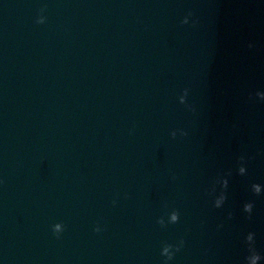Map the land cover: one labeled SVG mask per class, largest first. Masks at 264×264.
<instances>
[{
	"label": "water",
	"instance_id": "1",
	"mask_svg": "<svg viewBox=\"0 0 264 264\" xmlns=\"http://www.w3.org/2000/svg\"><path fill=\"white\" fill-rule=\"evenodd\" d=\"M0 264H264V0H0Z\"/></svg>",
	"mask_w": 264,
	"mask_h": 264
}]
</instances>
